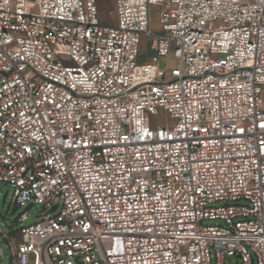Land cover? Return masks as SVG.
Returning <instances> with one entry per match:
<instances>
[{"label": "built area", "instance_id": "2783aa9c", "mask_svg": "<svg viewBox=\"0 0 264 264\" xmlns=\"http://www.w3.org/2000/svg\"><path fill=\"white\" fill-rule=\"evenodd\" d=\"M112 1L0 0L12 264H264V0Z\"/></svg>", "mask_w": 264, "mask_h": 264}, {"label": "rangeland", "instance_id": "374dc122", "mask_svg": "<svg viewBox=\"0 0 264 264\" xmlns=\"http://www.w3.org/2000/svg\"><path fill=\"white\" fill-rule=\"evenodd\" d=\"M102 8V14H100V21L102 23H112L114 20V4L109 0H102L100 5ZM160 7H152V21L151 28L154 32H160L162 29V23L160 22ZM111 16V17H110ZM158 42L154 38L142 37L139 56L137 58L138 65H148L152 63V58L157 54ZM176 65V61L169 57L160 61V68L163 70L169 69ZM157 120L163 124L170 123L169 116L160 112L157 116ZM15 188L7 183H0V241L3 248V264H12L13 257L12 252L7 241L2 240V234L20 231L23 227H28L35 224L39 217L46 214L43 207L30 206L16 208L14 204ZM28 213V220L23 223H18V219L24 213ZM55 214V213H54ZM30 264H34V256L30 257ZM227 264H242L241 260L231 258L227 260Z\"/></svg>", "mask_w": 264, "mask_h": 264}, {"label": "crops", "instance_id": "0c3cea01", "mask_svg": "<svg viewBox=\"0 0 264 264\" xmlns=\"http://www.w3.org/2000/svg\"><path fill=\"white\" fill-rule=\"evenodd\" d=\"M109 1L113 2L112 0H109ZM97 4H98V7H99L100 14H102V8L100 6L102 4V0H97ZM113 4H114V11H115V3L113 2Z\"/></svg>", "mask_w": 264, "mask_h": 264}, {"label": "water", "instance_id": "95a60500", "mask_svg": "<svg viewBox=\"0 0 264 264\" xmlns=\"http://www.w3.org/2000/svg\"><path fill=\"white\" fill-rule=\"evenodd\" d=\"M12 229H13V227H12Z\"/></svg>", "mask_w": 264, "mask_h": 264}]
</instances>
